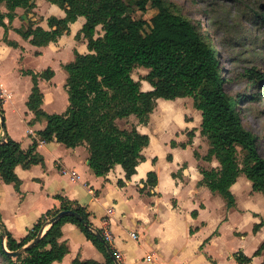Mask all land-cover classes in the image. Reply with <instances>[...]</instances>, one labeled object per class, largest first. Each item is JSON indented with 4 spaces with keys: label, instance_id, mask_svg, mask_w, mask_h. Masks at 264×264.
<instances>
[{
    "label": "crops",
    "instance_id": "obj_1",
    "mask_svg": "<svg viewBox=\"0 0 264 264\" xmlns=\"http://www.w3.org/2000/svg\"><path fill=\"white\" fill-rule=\"evenodd\" d=\"M35 4L32 10L18 7L15 17H6V26L0 28V91L4 98L0 137L7 133L25 150L36 139L37 152L44 159L42 164L16 166L19 188L14 183L0 184V214L6 228L17 239L27 236L44 213L61 206L56 197L62 195L84 207L93 226L109 235L121 264H239L234 256L238 251L252 256L264 241V195L241 174L230 188L235 204L229 207L219 193L202 183L201 168L218 169L220 163L215 157L205 159L210 145L201 133L202 112L192 97L158 98L146 124L135 115L118 120L120 127L134 124L150 138L130 179L120 164L104 176L96 175L89 165L86 144L67 147L56 140H42L39 132L48 119L28 107L34 83L24 71L53 69L51 79L39 80L41 108L50 114L63 113L70 104L64 65L75 59L76 51H90L84 35L78 37L84 16L48 45L37 46L24 38L18 29L31 24L50 29V16H65L61 7L48 0H36ZM0 10L8 12L5 3ZM141 89L153 87L143 79ZM151 171L157 177L155 184L148 183ZM261 222L254 232L255 224ZM132 232L139 238L134 239ZM59 241L65 242L69 251L53 264H72L76 258L106 260L75 223L63 224ZM246 264H264V250Z\"/></svg>",
    "mask_w": 264,
    "mask_h": 264
},
{
    "label": "trees",
    "instance_id": "obj_2",
    "mask_svg": "<svg viewBox=\"0 0 264 264\" xmlns=\"http://www.w3.org/2000/svg\"><path fill=\"white\" fill-rule=\"evenodd\" d=\"M36 0H0L5 3L8 12L0 10V28L5 27L4 19L12 20L16 9L22 7L32 10ZM65 11V16H50L47 21L50 29L29 25L18 29L22 36L37 46L48 45L57 41L70 31V23L84 16L86 21L78 33L87 39L89 53L75 52V59L64 65L67 73L69 107L63 113H46L42 110L43 93L39 87L40 79H51L54 71L47 68L42 72L24 71L30 74L34 86L27 102L28 107L38 116L44 115L48 122L39 132L45 142L58 141L67 147L86 144L90 152L89 165L98 176L106 175L115 165L120 164L126 179L136 172V167L143 159L142 150L149 145L150 138L141 133L132 124L130 128L118 125L119 119H129L135 115L140 123H148L154 111L157 99L174 100L178 97H192L194 106L202 112L201 133L209 142L205 159L216 158L218 169L201 168L202 183L213 192L219 193L228 206L235 204L231 186L241 174L252 181L255 191L264 195V156L258 147V137L243 123L242 112L238 104L244 98H237L225 89V77L221 67L219 52L207 37L202 24L177 12L175 4L168 0H136L139 10L145 11L150 4L158 9L150 22L136 19L133 8L126 0H48ZM264 18V15H263ZM101 26L104 34L96 36ZM148 27V28H147ZM16 45V43H12ZM144 67L149 72L144 77L153 87L143 91L141 81L133 77L136 67ZM250 83L259 85L264 73L255 68L248 69ZM259 95H263L264 88ZM258 95V97H259ZM4 98L0 93V114L4 116ZM4 128L0 119V129ZM6 132V131H5ZM0 142V184L14 183L20 187V178L15 172L17 165L30 167L44 163L37 152L38 141L23 149L20 143L7 133ZM190 136L193 132L189 133ZM171 158V156H169ZM155 172H149L148 183L155 184ZM123 184V181H119ZM59 208L44 213L30 230L29 234L17 239L5 228H0V256L6 264H53L61 261L69 247L60 242L62 226L66 222L77 224L86 237L104 253L105 262L94 259L76 258L72 264H116L97 233L104 231L94 227L87 210L74 204L68 198L58 195ZM72 209L80 213L86 226L74 216L65 215L50 223V227L36 243L40 229L62 210ZM263 222L255 224L258 231ZM4 236V237H3ZM3 239L5 243H3ZM16 251L26 245V251L18 257L9 256L4 248ZM113 253L116 250L111 246ZM264 250V241L252 256L242 251L235 253L239 264L250 263L254 256Z\"/></svg>",
    "mask_w": 264,
    "mask_h": 264
},
{
    "label": "rangeland",
    "instance_id": "obj_3",
    "mask_svg": "<svg viewBox=\"0 0 264 264\" xmlns=\"http://www.w3.org/2000/svg\"><path fill=\"white\" fill-rule=\"evenodd\" d=\"M133 8L136 19L150 22L158 9L148 5L139 10L136 0H126ZM182 15L199 21L207 37L218 50L225 89L233 96H253L244 98L238 108L242 112L243 123L258 137V147L264 156V79L259 85L250 83L248 69L255 68L264 73V0H168ZM148 28V27H147ZM104 31L98 26L96 36ZM149 72L144 67H136L133 77L142 81ZM259 95V97H258ZM129 122V121H127ZM0 264H6L0 256Z\"/></svg>",
    "mask_w": 264,
    "mask_h": 264
},
{
    "label": "water",
    "instance_id": "obj_4",
    "mask_svg": "<svg viewBox=\"0 0 264 264\" xmlns=\"http://www.w3.org/2000/svg\"><path fill=\"white\" fill-rule=\"evenodd\" d=\"M0 119H1V123L2 125H4V116H2L0 114ZM5 137H6V134L2 135L0 137V142H2L3 140H5ZM65 215H71V216H74L76 217L77 219H79L81 222H83L84 225L86 226H89V224L83 220V217L80 213H78L77 211L75 210H72V209H68V210H62L60 211L56 216H54L46 225H44L40 231L38 232L37 236L35 237V239L30 243L31 245L33 244H36L40 239L41 237H43V235L45 234L44 233V229L46 228L47 225H49L51 222L55 221V220H58L60 219L61 217L65 216ZM0 228L3 232V235L5 233V228L4 226L2 225V223L0 222ZM99 239L102 241V243L104 244V246L106 247L107 251L113 255V257L115 258L116 260V264H120V262L116 259L114 253L111 251V248H110V243L105 239L104 235L101 233V232H98L97 233ZM4 237V236H3ZM3 243H5L4 239H3ZM28 245L16 250V251H9L7 248H6V245L4 244V248L5 250L8 252L9 256H12V257H18L20 256L21 254H23L25 251H26V248H27Z\"/></svg>",
    "mask_w": 264,
    "mask_h": 264
},
{
    "label": "built area",
    "instance_id": "obj_5",
    "mask_svg": "<svg viewBox=\"0 0 264 264\" xmlns=\"http://www.w3.org/2000/svg\"><path fill=\"white\" fill-rule=\"evenodd\" d=\"M0 93H1V91H0ZM105 234V239L109 242V235L107 234V233H104ZM131 236L134 238V239H138L139 238V236H138V234L137 233H135V232H132L131 233ZM114 255H115V257H116V259L120 262V264H121V255H120V253H118L117 251L114 253ZM152 258V255H149L148 256V259H151Z\"/></svg>",
    "mask_w": 264,
    "mask_h": 264
}]
</instances>
